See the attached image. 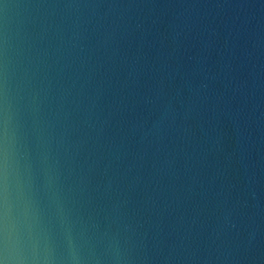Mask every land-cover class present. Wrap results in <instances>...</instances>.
Returning a JSON list of instances; mask_svg holds the SVG:
<instances>
[{"label": "water", "instance_id": "1", "mask_svg": "<svg viewBox=\"0 0 264 264\" xmlns=\"http://www.w3.org/2000/svg\"><path fill=\"white\" fill-rule=\"evenodd\" d=\"M0 264H264V0H0Z\"/></svg>", "mask_w": 264, "mask_h": 264}]
</instances>
